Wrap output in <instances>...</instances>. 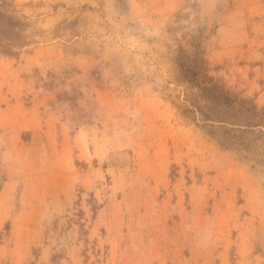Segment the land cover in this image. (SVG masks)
Masks as SVG:
<instances>
[{
	"label": "rangeland",
	"instance_id": "1",
	"mask_svg": "<svg viewBox=\"0 0 264 264\" xmlns=\"http://www.w3.org/2000/svg\"><path fill=\"white\" fill-rule=\"evenodd\" d=\"M7 1L0 264H264V0Z\"/></svg>",
	"mask_w": 264,
	"mask_h": 264
},
{
	"label": "trees",
	"instance_id": "2",
	"mask_svg": "<svg viewBox=\"0 0 264 264\" xmlns=\"http://www.w3.org/2000/svg\"><path fill=\"white\" fill-rule=\"evenodd\" d=\"M10 5L7 0H0V53L14 57L18 55L14 49L25 44L26 35L25 25L6 14L4 8ZM177 63L184 81L195 84L224 107L232 109L249 102L231 93L222 82L210 74L209 63L200 49L193 52L181 49Z\"/></svg>",
	"mask_w": 264,
	"mask_h": 264
}]
</instances>
